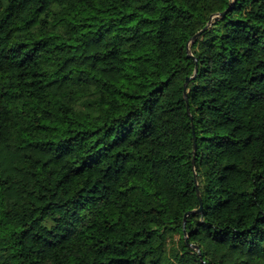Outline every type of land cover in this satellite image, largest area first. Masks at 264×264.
Masks as SVG:
<instances>
[{
    "label": "trees",
    "instance_id": "obj_1",
    "mask_svg": "<svg viewBox=\"0 0 264 264\" xmlns=\"http://www.w3.org/2000/svg\"><path fill=\"white\" fill-rule=\"evenodd\" d=\"M0 264H264V0H0Z\"/></svg>",
    "mask_w": 264,
    "mask_h": 264
},
{
    "label": "water",
    "instance_id": "obj_2",
    "mask_svg": "<svg viewBox=\"0 0 264 264\" xmlns=\"http://www.w3.org/2000/svg\"><path fill=\"white\" fill-rule=\"evenodd\" d=\"M227 11H228V10L224 11L221 15L226 14ZM218 16H219V15H217V16H213V19H214V20L217 19ZM213 19H212L211 21H209L207 27H209V26L213 23ZM199 34H200V33H197V34L194 36V39H196V38L198 37ZM189 50H190V48H189ZM190 55H191V53H189V56H190ZM196 149H197V146H196V138H194V151H196ZM195 158H196V152H194V155H193V164H194V165H195ZM198 195H199V199L202 200V195H201V193H200V189H198ZM202 210H203V203H202V201H201L200 208L197 209V210H193V211H191V212H197V213H200V212H202ZM197 248H198V247H197Z\"/></svg>",
    "mask_w": 264,
    "mask_h": 264
}]
</instances>
